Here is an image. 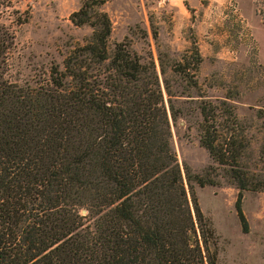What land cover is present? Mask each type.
Listing matches in <instances>:
<instances>
[{
	"label": "trees",
	"instance_id": "obj_1",
	"mask_svg": "<svg viewBox=\"0 0 264 264\" xmlns=\"http://www.w3.org/2000/svg\"><path fill=\"white\" fill-rule=\"evenodd\" d=\"M107 1L83 0L70 14L90 38L33 83L8 75L14 34L0 23V264H218V236L192 182L216 185L219 174L187 166L188 194L170 144L176 113L154 62L126 41L109 45ZM11 6L0 0L1 11ZM194 51L176 72L198 70ZM199 111V143L237 188L248 233L243 193L264 190V108L258 171L243 162L251 141L233 106L203 100Z\"/></svg>",
	"mask_w": 264,
	"mask_h": 264
},
{
	"label": "rangeland",
	"instance_id": "obj_2",
	"mask_svg": "<svg viewBox=\"0 0 264 264\" xmlns=\"http://www.w3.org/2000/svg\"><path fill=\"white\" fill-rule=\"evenodd\" d=\"M83 0H12L0 9V23L14 34L8 75L17 82L43 79L53 63L91 36L89 25H74L70 14ZM112 22L109 45L126 41L144 62L153 61L176 118L169 117L170 144L190 192L186 167L193 174L215 170L216 185L193 191L218 236V264H264V190L244 191L242 210L249 224L243 233L235 213L237 188L199 143V106L226 100L247 127L250 147L243 159L251 171L262 163L258 110L264 108V0H109L103 6ZM201 56L198 70H174L177 61ZM195 74L197 86L189 76ZM164 81L168 84V92ZM168 93L170 95H168Z\"/></svg>",
	"mask_w": 264,
	"mask_h": 264
}]
</instances>
